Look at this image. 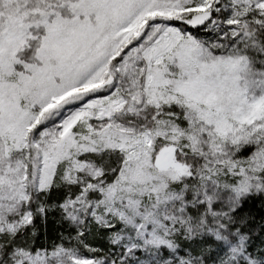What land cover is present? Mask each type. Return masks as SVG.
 Wrapping results in <instances>:
<instances>
[{
    "label": "snow or ice",
    "instance_id": "snow-or-ice-1",
    "mask_svg": "<svg viewBox=\"0 0 264 264\" xmlns=\"http://www.w3.org/2000/svg\"><path fill=\"white\" fill-rule=\"evenodd\" d=\"M0 264H264V0H0Z\"/></svg>",
    "mask_w": 264,
    "mask_h": 264
}]
</instances>
